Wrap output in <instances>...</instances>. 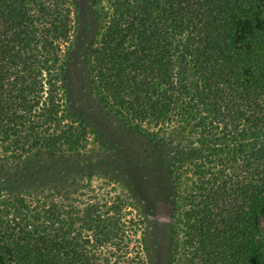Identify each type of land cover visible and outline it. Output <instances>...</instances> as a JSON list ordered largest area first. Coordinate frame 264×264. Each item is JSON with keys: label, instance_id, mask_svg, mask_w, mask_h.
Returning <instances> with one entry per match:
<instances>
[{"label": "trees", "instance_id": "16d2710c", "mask_svg": "<svg viewBox=\"0 0 264 264\" xmlns=\"http://www.w3.org/2000/svg\"><path fill=\"white\" fill-rule=\"evenodd\" d=\"M101 98L183 135L170 225L182 264H264V0H91ZM76 0H0V264H155L142 206L72 168L66 109Z\"/></svg>", "mask_w": 264, "mask_h": 264}, {"label": "rangeland", "instance_id": "374dc122", "mask_svg": "<svg viewBox=\"0 0 264 264\" xmlns=\"http://www.w3.org/2000/svg\"><path fill=\"white\" fill-rule=\"evenodd\" d=\"M77 1L76 28L66 68V109L90 128L87 154L70 160L72 168L94 172L119 195L142 206L149 223L146 237L155 264H182V236L170 225L169 200L175 194L172 164L190 152L178 132H143L116 115L94 88L88 48L99 30L91 0ZM184 142V143H183ZM186 144V143H185Z\"/></svg>", "mask_w": 264, "mask_h": 264}]
</instances>
